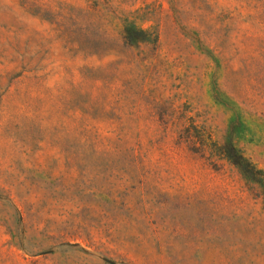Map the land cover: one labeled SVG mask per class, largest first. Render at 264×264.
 Segmentation results:
<instances>
[{
  "label": "rangeland",
  "instance_id": "rangeland-1",
  "mask_svg": "<svg viewBox=\"0 0 264 264\" xmlns=\"http://www.w3.org/2000/svg\"><path fill=\"white\" fill-rule=\"evenodd\" d=\"M230 141L264 173V0H0V264H264Z\"/></svg>",
  "mask_w": 264,
  "mask_h": 264
},
{
  "label": "trees",
  "instance_id": "trees-1",
  "mask_svg": "<svg viewBox=\"0 0 264 264\" xmlns=\"http://www.w3.org/2000/svg\"><path fill=\"white\" fill-rule=\"evenodd\" d=\"M125 42L132 46L158 43V35L139 28L135 23H125L123 28ZM222 158L235 167L248 185H254L260 191L264 203V173L259 170L233 142L221 147Z\"/></svg>",
  "mask_w": 264,
  "mask_h": 264
}]
</instances>
